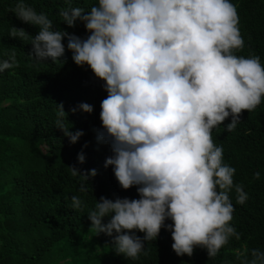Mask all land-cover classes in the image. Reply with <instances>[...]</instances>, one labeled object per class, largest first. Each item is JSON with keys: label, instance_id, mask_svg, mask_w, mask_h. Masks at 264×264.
Returning a JSON list of instances; mask_svg holds the SVG:
<instances>
[{"label": "clouds", "instance_id": "clouds-1", "mask_svg": "<svg viewBox=\"0 0 264 264\" xmlns=\"http://www.w3.org/2000/svg\"><path fill=\"white\" fill-rule=\"evenodd\" d=\"M14 13L38 29L35 36L10 29V38L31 42L29 56L36 62L59 63L67 39L73 63L87 65L104 82L107 95L100 104L102 130L96 138L111 148L105 167H112L122 190L136 187L139 199L95 200L87 216L90 229L115 234V252L133 260L146 242L157 239L166 220L172 222L167 230L177 256L190 257L201 247L213 258L231 237L240 239L230 224L234 206L229 193L234 188L241 205L248 196L234 184L236 169L223 163V148L213 143L211 133L229 117L226 130H235L242 112L261 103L264 66L258 56L234 54L244 41L230 0H97L87 12L61 9L67 27L83 23L89 33L85 39L55 30L45 13L23 0ZM17 66L13 53L0 62V72ZM56 106L58 116L66 118L63 105ZM78 108L93 111L87 103ZM57 125L70 143L83 135L64 129L63 120ZM77 159L83 163V154ZM68 168L82 178L79 190L87 192L96 170ZM71 201L74 209L83 207L79 196ZM250 255L243 264H264V251L254 248Z\"/></svg>", "mask_w": 264, "mask_h": 264}, {"label": "trees", "instance_id": "trees-1", "mask_svg": "<svg viewBox=\"0 0 264 264\" xmlns=\"http://www.w3.org/2000/svg\"><path fill=\"white\" fill-rule=\"evenodd\" d=\"M17 2L0 0V62L14 53L18 65L0 72V264H243L245 255L252 259L251 249L264 251V97L254 110L242 112L235 130H226L229 117L211 133L213 143L223 148V163L236 169L234 184L242 185L248 196L241 205L236 203L235 189L229 193L234 206L230 224L240 239L231 237L213 258L201 247H195L190 257L177 256L167 230L172 222L166 220L157 239L146 242L139 258L128 259L115 252V234L97 235L87 218L102 196L139 199L136 187L122 190L112 167H105L111 148L96 138L102 130L99 117L101 101L107 95L104 82L87 65L73 63L67 39L59 63L36 62L29 56V40L10 38L11 27L23 28L31 36L38 32L16 18ZM23 2L37 13H45L55 30L85 39L89 33L83 23L78 20L69 28L59 11L80 7L87 12L97 0ZM230 2L236 7L244 41L234 54L258 56L264 66V0ZM81 103L92 105L93 111H80ZM59 104L66 118L58 116ZM58 120H63V128L70 132H83L76 143H70L58 128ZM79 154L84 156L83 163L78 162ZM71 166L82 173L96 170L87 192L79 190L83 181L72 174ZM256 172L259 179L253 178ZM72 196L81 198V209L72 207Z\"/></svg>", "mask_w": 264, "mask_h": 264}, {"label": "rangeland", "instance_id": "rangeland-1", "mask_svg": "<svg viewBox=\"0 0 264 264\" xmlns=\"http://www.w3.org/2000/svg\"><path fill=\"white\" fill-rule=\"evenodd\" d=\"M98 243H96V245H97ZM102 248V247H101ZM99 250H101L100 248H99ZM101 256V253H99V257ZM63 264V263H62Z\"/></svg>", "mask_w": 264, "mask_h": 264}]
</instances>
